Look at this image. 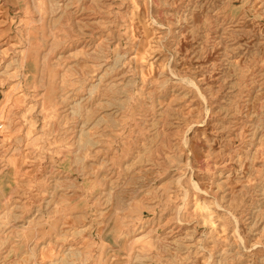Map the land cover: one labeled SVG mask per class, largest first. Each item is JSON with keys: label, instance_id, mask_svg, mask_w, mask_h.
Instances as JSON below:
<instances>
[{"label": "rangeland", "instance_id": "374dc122", "mask_svg": "<svg viewBox=\"0 0 264 264\" xmlns=\"http://www.w3.org/2000/svg\"><path fill=\"white\" fill-rule=\"evenodd\" d=\"M0 264H264V0H0Z\"/></svg>", "mask_w": 264, "mask_h": 264}, {"label": "bare ground", "instance_id": "6f19581e", "mask_svg": "<svg viewBox=\"0 0 264 264\" xmlns=\"http://www.w3.org/2000/svg\"><path fill=\"white\" fill-rule=\"evenodd\" d=\"M2 151L4 152V150H2ZM1 153H2V152H1ZM68 254H69V253H68ZM68 254H67V255H68ZM70 254H71V253H70ZM74 254H75V253H74ZM72 255H73V254H72ZM64 262H65V261H64Z\"/></svg>", "mask_w": 264, "mask_h": 264}]
</instances>
